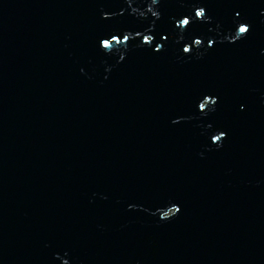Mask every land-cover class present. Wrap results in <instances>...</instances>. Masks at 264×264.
<instances>
[{"label":"water","instance_id":"obj_1","mask_svg":"<svg viewBox=\"0 0 264 264\" xmlns=\"http://www.w3.org/2000/svg\"><path fill=\"white\" fill-rule=\"evenodd\" d=\"M0 264H264V0H0Z\"/></svg>","mask_w":264,"mask_h":264},{"label":"snow or ice","instance_id":"obj_2","mask_svg":"<svg viewBox=\"0 0 264 264\" xmlns=\"http://www.w3.org/2000/svg\"><path fill=\"white\" fill-rule=\"evenodd\" d=\"M202 15H204V12H203V11L198 10V11L196 12V16H197V17H200V16H202ZM236 15L239 16L240 13L237 12ZM183 23H184L185 25L188 24V20L185 19V20L183 21ZM249 30H250V25H249V23H248L247 21H240V22H239L238 36H239L240 40H242V39H246V38H247V34L249 33ZM112 39H113V40H116V39H117V36H116V35H112ZM124 39L127 40V37H124ZM144 42H145V43H148L147 37H145ZM197 42L199 43V41H197ZM97 47H98V50H99L100 48H105V49H106V48H109V47H110V44H109V40H108V38L105 37V36H101V37H99V38H98V41H97ZM159 50H160V49H156L157 52H158ZM184 51H185V52H188L189 49H188V48H185ZM204 95H205L206 97H207V96H212V95H216V96H217V99L212 100V103L215 105V107H214L213 109L209 110V112L215 111L216 106H217L218 103L220 102V97H219L217 94H214V93H205ZM199 108H200V112H201V113H204V115L207 114V113H205V105H204L203 103H201V104L199 105ZM239 108H240L241 111H243L244 106H243V107H240V106H239ZM173 123L175 124V123H177V122H176V121H173ZM226 137H227V133H226V131L223 130V129H219V135L214 136V137L212 138V145H213V146H216V145H217V142H220V146H221V142H222L224 139H226ZM220 146H219V147H220ZM180 210H181V209H180L179 207L176 208V212H177V213H179ZM160 219H161V220H167V217H166V216H162V217H160Z\"/></svg>","mask_w":264,"mask_h":264}]
</instances>
